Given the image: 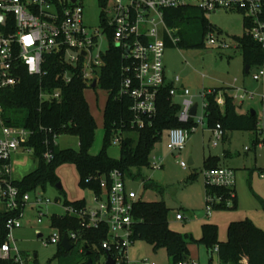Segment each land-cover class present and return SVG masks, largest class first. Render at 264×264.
Segmentation results:
<instances>
[{
  "label": "built area",
  "instance_id": "built-area-1",
  "mask_svg": "<svg viewBox=\"0 0 264 264\" xmlns=\"http://www.w3.org/2000/svg\"><path fill=\"white\" fill-rule=\"evenodd\" d=\"M105 10L102 18L105 33L108 34L111 47L106 53L99 49L93 56L95 48L99 45L101 34H91L84 22V6L82 0H0V215L15 214L5 222L7 236L0 241V259L24 264L20 252L16 247L14 232L23 228L22 220L29 207L37 211L38 222L42 223L46 216L44 209L51 202L45 198L43 192L34 196L32 193L23 194L12 178V161L20 151L33 153L28 146L32 131L19 126H12L5 120V109L2 102V93L6 89L16 87L20 79L17 71L24 66L31 76L43 78L46 73L43 69L46 56L58 55L68 65L73 67L67 72L64 80L70 84L76 74L81 76L87 88L96 89L100 86L102 68L105 66L104 58L112 49H119L122 58L121 87L119 94L129 97L132 101L133 113L132 127L144 129L152 123L157 116L158 100L161 92L171 86L170 97H179L182 102L178 120L190 128H176L168 130L169 144L172 152H181L192 134L198 129L208 126L209 95L215 94L217 104L224 109L227 102V93L233 94L234 102L244 103L252 99L247 92L233 89L232 91L208 90L201 94L204 104L202 117L199 116L198 105L196 115L191 111L195 98L190 90L182 86L180 76H172L168 80V73L164 64V54L171 46H178V30L170 28L166 22L167 12L188 7L198 8L207 14L219 10L242 11L252 21L249 35L254 41L264 47V0H99ZM209 46L228 48L225 43L218 44L213 34L208 39ZM85 53V55H84ZM264 71L253 76L259 81ZM97 83L96 88L93 84ZM61 89L54 93L41 91L42 100L59 99ZM264 101V97H263ZM261 132L264 126L258 124ZM216 142L223 137L220 125L214 129ZM114 145H121L124 134L116 133ZM51 159V154H46ZM154 167L162 168V162L154 158ZM183 169L189 167L183 160L180 161ZM207 188L234 189L235 173L230 169L216 168L205 172ZM89 183V180H87ZM143 182L141 186H145ZM94 203L92 210L86 203L84 208L67 206L66 214L81 221L91 229L107 228L108 240L101 246L106 255H109L116 264H129L127 250L132 244V236L137 205L143 201L141 193L132 189L126 176L120 171L100 177V192H93ZM233 197V196H232ZM224 202L223 197L206 194L207 214ZM63 217V216H59ZM177 219L184 217L178 214ZM69 241L77 242L78 234L70 232L62 234L55 229L54 234L44 242L61 245L64 236ZM43 238V235H42ZM74 247V246H73ZM218 248L214 249L217 255ZM127 258V260L124 259ZM107 259V257H106ZM150 264V263H148ZM187 264V263H182ZM196 264V263H193Z\"/></svg>",
  "mask_w": 264,
  "mask_h": 264
},
{
  "label": "rangeland",
  "instance_id": "rangeland-1",
  "mask_svg": "<svg viewBox=\"0 0 264 264\" xmlns=\"http://www.w3.org/2000/svg\"><path fill=\"white\" fill-rule=\"evenodd\" d=\"M84 6V22L91 34L99 32L101 38L93 56L99 49L102 53L109 51L111 41L105 33L102 18L105 10L99 0H82ZM207 19L212 32L206 35L203 24ZM245 16L236 11L219 10L205 17L200 12L190 23H182L179 28L186 40L187 46L168 47L164 54V64L168 70L184 79L195 98V103L200 106L199 116L202 117L204 100L201 94L204 91L218 88L231 87L252 95V99L244 103L236 101L238 112L244 114L247 111H255L258 122L264 126V76L255 81L253 76L264 71V64L253 65L250 73L245 74V61L243 50L237 37L249 34L250 30L244 27ZM213 33L214 39L219 45L225 43L228 48L209 46L208 39ZM85 98L91 114L97 123L95 143L90 151L94 156L99 155L105 141L104 112L110 97L108 91L100 86L96 89L87 88ZM174 102L181 104V99L175 98ZM208 124V120L206 119ZM263 128V127H260ZM216 132L210 127L198 129L191 135L185 148L181 152H172L169 144L168 132L165 131L160 141L156 144L151 155L149 168L132 170L135 178L126 177L129 186L141 193L145 202H165L170 209V228L194 240H200L203 236V226L213 224L218 227L219 240H228V229L231 223L252 221L264 231V209L260 200L264 201V129L257 134L254 132L233 131L222 134L220 141L216 142ZM125 134L124 137H127ZM134 136V135H132ZM116 135L110 136L107 152L113 159H120L121 145H114ZM57 144L61 150L80 151L79 137L72 134L59 136ZM193 158L194 165L183 169L180 161L188 164ZM154 158L162 162L163 167H154ZM215 159L219 168L230 169L235 173V195L237 206L233 199L228 200L224 207L212 209L207 214L206 204V180L207 162ZM212 167L215 165L211 164ZM39 167V161L34 153L20 151L12 161V178L22 181ZM56 175L62 185V191L57 185L47 183L45 188H37L32 191L34 196L43 192L45 198L51 204L44 209L46 214L42 223L38 222L36 210L27 208L22 220L23 228L14 232L16 247L18 248L24 264H86L88 256L83 255L84 244L76 242L70 251H64L65 255L59 256V246L44 245L53 234V216H65L66 204L85 201L95 210L94 194L89 188L81 185V176L74 164L65 163L57 167ZM143 182L155 185L145 187ZM156 187H161V193ZM178 214L184 220L177 219ZM38 233L43 238H38ZM95 264H105L106 257L100 256L96 247ZM190 260L187 264H220L218 256L213 253V262L210 253L205 246L191 243ZM129 264H172L164 249H155L144 240L133 241L127 250Z\"/></svg>",
  "mask_w": 264,
  "mask_h": 264
},
{
  "label": "trees",
  "instance_id": "trees-1",
  "mask_svg": "<svg viewBox=\"0 0 264 264\" xmlns=\"http://www.w3.org/2000/svg\"><path fill=\"white\" fill-rule=\"evenodd\" d=\"M200 12L203 17L205 13L198 8L188 7L167 12L166 22L170 28L178 30L179 47H186V40L182 35L179 25L190 23L196 13ZM245 29L252 28V21L242 11ZM264 21V15L262 16ZM206 35L212 32L206 18L203 24ZM213 34V33H211ZM237 41L243 50L245 61V74L248 75L253 65L264 64V47L245 33L237 37ZM168 47H172L168 44ZM105 66L102 68L100 87L109 92L110 97L104 112L105 141L99 155L90 153L96 139L97 123L91 114L89 105L85 98V85L81 76L74 77L70 84H66L64 77L67 72H72L73 67L68 65L58 55L46 56L43 78L31 76L24 66L17 71L20 79L19 84L9 88L2 93V102L5 109V120L12 126L24 127L32 131L33 135L28 146L33 150L39 161V167L22 181L15 184L23 194L32 193L37 188H45L47 183L57 185L59 179L56 175L57 167L61 164H74L81 176V185L89 188L92 192H100V177L114 170L120 171L124 176L135 178L132 170L149 168L151 155L156 144L160 141L165 131L176 128H190L192 124L184 125L178 120L181 106L174 103L170 97L171 86L164 89L158 100L157 116L150 125L144 129L132 127L133 113L131 112L132 101L129 97L119 94L121 87L122 58L119 49H112L104 58ZM247 67L249 71L247 72ZM61 89L59 99L42 100L41 91L54 93ZM233 89H215V92ZM208 101V127L215 129L217 125L222 128L223 134L233 131L261 132L258 127L257 114L251 111L245 114L238 112L233 100V94L227 93V102L222 109L216 102L215 94L207 97ZM128 134L121 143V156L116 160L109 156L107 145L113 134ZM72 134L79 137L80 151L61 150L57 144L59 136ZM134 135V136H132ZM51 154V159H46V154ZM211 164L215 165L212 167ZM207 170L219 168L215 159L207 162ZM89 180V183L87 182ZM145 187H155L149 182ZM161 193L163 189L156 187ZM206 194L223 197L224 202L214 209L224 207L225 203L233 199L237 206L235 188H207ZM233 196V197H232ZM264 209V201L259 199ZM66 206L84 208L85 201L67 203ZM170 209L165 202L141 201L136 208L134 233L132 240H144L155 249H164L172 264L188 263L190 260L189 245L195 243L205 246L210 253L211 261L214 249L218 248L217 254L220 264H264V231L252 221L231 223L228 229V240H219L218 227L213 224L203 226V236L200 240H194L183 236L170 228ZM15 214L0 215V241L3 243L7 236L5 229L6 220ZM52 226L62 234L75 232L78 234L77 242L84 244L83 255L89 260L96 251L97 255H105L102 242L108 240L107 228L89 229L81 221L72 216H53ZM76 242H73V246ZM74 248V247H73ZM65 250L59 245L58 255L69 257ZM127 260L126 257H124ZM88 260V261H89ZM0 264H17L13 261L0 259Z\"/></svg>",
  "mask_w": 264,
  "mask_h": 264
},
{
  "label": "water",
  "instance_id": "water-1",
  "mask_svg": "<svg viewBox=\"0 0 264 264\" xmlns=\"http://www.w3.org/2000/svg\"><path fill=\"white\" fill-rule=\"evenodd\" d=\"M84 55H85V53H84ZM248 71H249V67H247V72H248ZM96 86H97V83L95 82V83L93 84V88H96ZM197 108H198V104H195L194 107H193V109H192V111H191V114H192L193 116L196 115ZM251 113H252V115H255V114H256V112L253 111V110L251 111ZM188 165H189L190 167L194 165V160H193V158H190V159H189ZM57 188H58L60 191H62V185H61V184H57ZM38 238H42V234L38 233ZM61 247H62L65 251H67V252H70V251L73 249V245H72L71 242L69 241L67 235L64 236V238H63V240H62V243H61ZM106 257H107V260H106V263H105V264H116V260H114L112 257H110L109 255H106ZM86 264H94V263H93V260H89Z\"/></svg>",
  "mask_w": 264,
  "mask_h": 264
},
{
  "label": "crops",
  "instance_id": "crops-1",
  "mask_svg": "<svg viewBox=\"0 0 264 264\" xmlns=\"http://www.w3.org/2000/svg\"><path fill=\"white\" fill-rule=\"evenodd\" d=\"M166 66V65H165ZM166 72L168 73V80L169 81H171L172 80V76L174 75V76H178V75H176L174 72H172V71H170V70H168V68H167V66H166ZM181 79H182V85H181V87L182 86H185V83H184V79L181 77ZM186 87V86H185ZM227 88H231V87H227ZM227 88H218V89H227ZM231 89H234V88H231ZM211 90H215V89H211ZM177 98H179V99H181V102H182V97H181V92L179 93V97H177ZM175 103V102H174ZM245 114V113H244ZM192 158V157H191ZM17 182H19V181H17ZM210 260H211V257H210ZM212 262H213V258H212Z\"/></svg>",
  "mask_w": 264,
  "mask_h": 264
}]
</instances>
